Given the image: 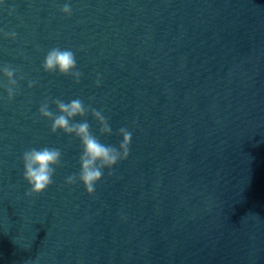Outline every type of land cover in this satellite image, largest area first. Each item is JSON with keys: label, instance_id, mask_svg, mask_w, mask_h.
I'll return each instance as SVG.
<instances>
[{"label": "water", "instance_id": "95a60500", "mask_svg": "<svg viewBox=\"0 0 264 264\" xmlns=\"http://www.w3.org/2000/svg\"><path fill=\"white\" fill-rule=\"evenodd\" d=\"M0 29V66L26 76L0 101V264H264V0H0ZM54 47L79 84L42 70ZM45 97L103 110L102 143L132 132L92 196L65 184L80 143L38 118ZM44 146L62 166L27 197L21 156Z\"/></svg>", "mask_w": 264, "mask_h": 264}, {"label": "clouds", "instance_id": "9594fccd", "mask_svg": "<svg viewBox=\"0 0 264 264\" xmlns=\"http://www.w3.org/2000/svg\"><path fill=\"white\" fill-rule=\"evenodd\" d=\"M13 9H9L11 15ZM59 11L66 17L72 15V8L69 3H64ZM0 34L8 39L15 40L16 33L3 32ZM41 68L50 74L70 76L74 83L79 84L83 73L77 68L76 55L71 49L59 47L51 48L47 51ZM0 88L6 92V96H0V101L11 103L19 94V81L26 79V76L17 67L8 64L0 66ZM38 83L37 80L29 79L28 88H33ZM101 78L97 75L95 85L99 87ZM91 99V98H90ZM55 106V110L52 109ZM91 115L98 125V132L101 136H111L112 128L103 110H97L91 104H85L80 98H75L69 102H64L59 98L45 97L38 108V118L50 122L52 134L57 132L72 137L80 143L78 174H72L65 178L66 185H73L79 182L83 185L86 193L92 196L96 192V185L104 177L105 169H111L119 162L126 160L130 152L132 132L127 127H120L118 135L122 141L118 146L102 143L97 135L91 131L90 124L86 117ZM77 117L80 118L77 121ZM23 164V180L29 188L25 196H39L53 184V176L58 167L62 166V151L60 148L44 146L41 148L32 147L25 150L21 156Z\"/></svg>", "mask_w": 264, "mask_h": 264}]
</instances>
